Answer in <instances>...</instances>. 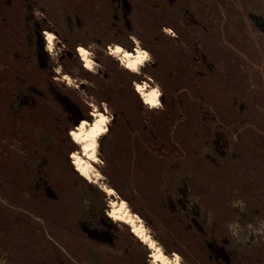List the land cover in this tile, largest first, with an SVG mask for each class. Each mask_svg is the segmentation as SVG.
<instances>
[{"label":"rangeland","instance_id":"374dc122","mask_svg":"<svg viewBox=\"0 0 264 264\" xmlns=\"http://www.w3.org/2000/svg\"><path fill=\"white\" fill-rule=\"evenodd\" d=\"M252 14L264 18V0H0V264L158 263L109 216L119 196L172 263L264 264V32ZM116 46L148 60L134 72ZM96 111L110 122L93 182L72 133Z\"/></svg>","mask_w":264,"mask_h":264},{"label":"bare ground","instance_id":"6f19581e","mask_svg":"<svg viewBox=\"0 0 264 264\" xmlns=\"http://www.w3.org/2000/svg\"><path fill=\"white\" fill-rule=\"evenodd\" d=\"M55 39L56 35L53 34H48L46 38L48 42V48L51 50L53 48V44L55 43ZM118 49L120 51H118ZM81 53L86 59L88 70L94 69L95 61L92 57L91 51L88 49H84V52ZM111 53L115 57H121L124 61L125 66L134 72H138L149 57V53L141 47H139L136 52H131L123 46H116L115 48H111ZM129 65H131L132 67H129ZM65 79L70 80L71 78L69 76H65ZM137 90L144 97L146 103L150 106L156 107L161 104V93L157 88L150 89L147 85L139 83L137 84ZM94 115L97 118L95 124L86 122L80 130H74V132L72 133L73 140L84 149L83 155H80L78 163L76 164L77 169L85 178L91 181H93L92 179L93 177H95L94 163L99 160L98 142L100 137L106 134V132L108 131L110 122L109 117L105 114H99L96 111L94 112ZM84 157H86L87 160H84ZM102 189H104L110 195L119 196L117 191L111 186L105 185L102 187ZM112 208L114 209L113 211L109 212L110 217L116 220L124 221L125 223L132 226L135 229L137 236L157 252L156 257L158 258V263L156 264L172 263L171 258L166 254L161 243L151 234V231L148 229L142 217L132 210L128 201L119 196V199L117 201L114 200L112 202ZM172 264H180L178 254H176L175 262Z\"/></svg>","mask_w":264,"mask_h":264},{"label":"trees","instance_id":"16d2710c","mask_svg":"<svg viewBox=\"0 0 264 264\" xmlns=\"http://www.w3.org/2000/svg\"><path fill=\"white\" fill-rule=\"evenodd\" d=\"M252 21L255 23V25L264 32V18L261 16H257L255 14L250 15Z\"/></svg>","mask_w":264,"mask_h":264},{"label":"snow or ice","instance_id":"6c2138e0","mask_svg":"<svg viewBox=\"0 0 264 264\" xmlns=\"http://www.w3.org/2000/svg\"><path fill=\"white\" fill-rule=\"evenodd\" d=\"M80 51H81V52H84V49H81ZM118 51H120V50L118 49ZM129 67H132V66H131V65H129Z\"/></svg>","mask_w":264,"mask_h":264},{"label":"clouds","instance_id":"9594fccd","mask_svg":"<svg viewBox=\"0 0 264 264\" xmlns=\"http://www.w3.org/2000/svg\"><path fill=\"white\" fill-rule=\"evenodd\" d=\"M165 31H166V32H169L170 30H168V29H165ZM171 34H172V35H175L174 33H171Z\"/></svg>","mask_w":264,"mask_h":264},{"label":"flooded vegetation","instance_id":"af4514ba","mask_svg":"<svg viewBox=\"0 0 264 264\" xmlns=\"http://www.w3.org/2000/svg\"><path fill=\"white\" fill-rule=\"evenodd\" d=\"M43 47H45L44 44L42 45V48H43ZM73 112H75V111L73 110Z\"/></svg>","mask_w":264,"mask_h":264},{"label":"water","instance_id":"95a60500","mask_svg":"<svg viewBox=\"0 0 264 264\" xmlns=\"http://www.w3.org/2000/svg\"><path fill=\"white\" fill-rule=\"evenodd\" d=\"M41 39H42V37H41Z\"/></svg>","mask_w":264,"mask_h":264}]
</instances>
